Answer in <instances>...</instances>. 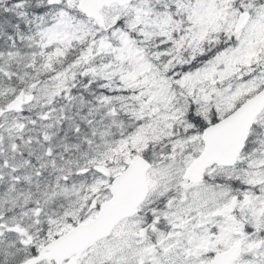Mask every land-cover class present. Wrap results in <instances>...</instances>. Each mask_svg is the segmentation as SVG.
<instances>
[{
  "label": "snow or ice",
  "instance_id": "snow-or-ice-1",
  "mask_svg": "<svg viewBox=\"0 0 264 264\" xmlns=\"http://www.w3.org/2000/svg\"><path fill=\"white\" fill-rule=\"evenodd\" d=\"M0 264H264V0H0Z\"/></svg>",
  "mask_w": 264,
  "mask_h": 264
}]
</instances>
